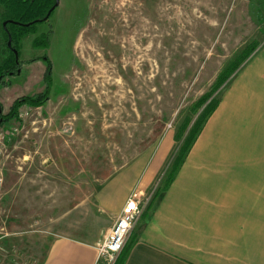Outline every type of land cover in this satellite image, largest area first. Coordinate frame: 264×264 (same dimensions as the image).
<instances>
[{"label": "rangeland", "instance_id": "1", "mask_svg": "<svg viewBox=\"0 0 264 264\" xmlns=\"http://www.w3.org/2000/svg\"><path fill=\"white\" fill-rule=\"evenodd\" d=\"M54 4L11 47L0 5L1 264H40L56 237L102 242L116 219L97 192L166 149L147 211L235 73L221 81L264 44V0Z\"/></svg>", "mask_w": 264, "mask_h": 264}, {"label": "crops", "instance_id": "2", "mask_svg": "<svg viewBox=\"0 0 264 264\" xmlns=\"http://www.w3.org/2000/svg\"><path fill=\"white\" fill-rule=\"evenodd\" d=\"M173 181L143 213L123 264H264V44L219 92ZM137 159L97 192L117 219L130 193H148L167 156ZM99 242L61 236L40 264H96Z\"/></svg>", "mask_w": 264, "mask_h": 264}, {"label": "trees", "instance_id": "3", "mask_svg": "<svg viewBox=\"0 0 264 264\" xmlns=\"http://www.w3.org/2000/svg\"><path fill=\"white\" fill-rule=\"evenodd\" d=\"M49 0H0V5L4 8L3 13V20L4 22L7 21L6 27L3 26V29L5 31V35L7 39H9V35L12 37V43L15 41V43L18 45V41L20 38H22L25 34H27L29 31H32V28L35 26L36 23L42 22L47 14V11L49 9ZM52 8V7H51ZM50 8V9H51ZM256 50L255 47L252 48V50L247 53L244 58L242 59V62H246L249 57L254 53ZM14 53V51H13ZM15 55V53H14ZM9 59L5 61L2 65H0V83L2 82V79L5 77V71L6 68L9 67ZM16 59V55L14 57V61ZM244 64V63H243ZM240 68V67H239ZM239 68H235L226 78H224L221 81V84L229 80V77L238 71ZM29 98H23L20 101L27 102ZM32 100V99H30ZM218 105V99L213 98L210 102V105L208 106L207 111L204 113V120L203 123H201V127L199 128V131L197 132L196 136L191 141V145L189 146L186 154L190 150L191 146L193 145L195 139L197 138L199 132L201 131L204 123L208 119V117L213 113L215 108ZM17 106V105H16ZM15 106V107H16ZM1 115V114H0ZM186 156V155H185ZM185 159V157H184ZM184 159L181 161V163L177 166L174 173L171 174L169 177V180L166 182L165 187L163 188L162 192L168 188L170 183L173 181L174 176L176 175L179 167L182 165ZM161 192V193H162ZM125 252L122 251L120 254L116 264H123L124 258H125Z\"/></svg>", "mask_w": 264, "mask_h": 264}, {"label": "built area", "instance_id": "4", "mask_svg": "<svg viewBox=\"0 0 264 264\" xmlns=\"http://www.w3.org/2000/svg\"><path fill=\"white\" fill-rule=\"evenodd\" d=\"M3 184V172L0 169V195ZM146 194L139 189L131 192L113 227L105 239L97 245L96 264H116L136 225L146 211V206L150 201Z\"/></svg>", "mask_w": 264, "mask_h": 264}, {"label": "water", "instance_id": "5", "mask_svg": "<svg viewBox=\"0 0 264 264\" xmlns=\"http://www.w3.org/2000/svg\"><path fill=\"white\" fill-rule=\"evenodd\" d=\"M59 4H60V0H55V4L52 6V8L49 10V13L48 14H50L55 8H57L58 6H59ZM7 21H5L4 23H3V26L4 27H6V25H7ZM11 44H12V37H11V35H9V39H8V46L9 47H11ZM14 50V53H15V55H16V60H17V62H18V58H19V54H18V51L16 50V49H13ZM20 71V70H19ZM0 112H2V109L0 108ZM2 120H0V122H1Z\"/></svg>", "mask_w": 264, "mask_h": 264}, {"label": "flooded vegetation", "instance_id": "6", "mask_svg": "<svg viewBox=\"0 0 264 264\" xmlns=\"http://www.w3.org/2000/svg\"><path fill=\"white\" fill-rule=\"evenodd\" d=\"M16 64H17V60H16ZM21 71H17V73L19 74ZM0 114H2V112H0ZM1 122H3V120L1 121Z\"/></svg>", "mask_w": 264, "mask_h": 264}]
</instances>
